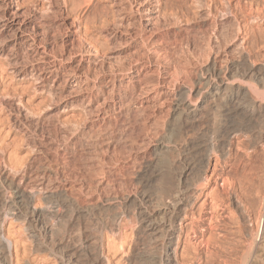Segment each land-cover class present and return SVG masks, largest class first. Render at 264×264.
<instances>
[{
  "label": "rangeland",
  "instance_id": "1",
  "mask_svg": "<svg viewBox=\"0 0 264 264\" xmlns=\"http://www.w3.org/2000/svg\"><path fill=\"white\" fill-rule=\"evenodd\" d=\"M4 1L0 198L12 197L18 183L44 212L41 226L51 228L44 236L39 224L11 213L3 222L2 214L10 261L253 262L264 199V0H13L55 34L61 66L52 75L25 63L26 45L5 25ZM69 33L75 43L65 48ZM208 66L223 76L213 80L235 70L245 94L224 101L191 93L202 105L195 121L171 116L179 86L206 90L198 81ZM164 138L172 147L161 155L156 146ZM230 177L240 178L235 190L225 185ZM179 190L192 202L175 223L171 241L179 234V244L170 259L174 245L144 225L153 212L170 220L158 205ZM238 193L245 206L235 203Z\"/></svg>",
  "mask_w": 264,
  "mask_h": 264
},
{
  "label": "bare ground",
  "instance_id": "2",
  "mask_svg": "<svg viewBox=\"0 0 264 264\" xmlns=\"http://www.w3.org/2000/svg\"><path fill=\"white\" fill-rule=\"evenodd\" d=\"M145 1V0H144ZM5 15L3 18H5L6 20V27L13 29L14 30V37L16 39V41H18L17 43L19 45H26L24 47V55H22L25 59V63H29L31 65V68L33 70L36 71H40L41 73H45V75H52L54 72H56V70L61 66L56 65V61L60 59V57H57L55 54V50L54 48H56L57 45V38L55 36V34H50L47 31H45V27L43 29V23L41 22H37L34 18H32V16H29L27 13H20L18 10L14 9V7H12L11 5L13 4V0H8V2L5 0ZM149 5V4H148ZM3 7V8H4ZM147 7V6H146ZM147 8H144V10ZM150 10V8H149ZM143 11V10H141ZM146 12V11H145ZM151 12V11H149ZM154 12V11H153ZM3 13V12H2ZM150 14V13H149ZM151 15V14H150ZM147 16L148 19L152 22V16ZM3 16V14L1 15V17ZM77 17V16H76ZM2 18V19H3ZM149 22V21H148ZM64 25V23H62ZM73 24V23H72ZM62 26V25H61ZM59 30V29H57ZM59 32V31H58ZM57 32V33H58ZM61 32V31H60ZM70 32V31H69ZM75 33V32H74ZM61 34V33H60ZM66 34V33H65ZM59 35V34H57ZM62 35V34H61ZM60 35V36H61ZM64 35V34H63ZM77 41V40H76ZM63 44L62 46H65V48L68 47V45H73L75 43V36L72 33L67 34L64 38H63ZM60 45V44H59ZM76 45V44H75ZM13 47V46H12ZM23 47V46H22ZM59 47V46H58ZM58 47L56 49H58ZM20 48V47H18ZM61 48V47H60ZM70 48H73V46H71ZM69 48V49H70ZM14 49V47H13ZM64 49V48H63ZM68 49V52H70ZM23 50V49H22ZM61 50V49H60ZM67 50V49H65ZM72 50V49H71ZM12 51V50H11ZM16 51V50H15ZM14 51V52H15ZM57 51V50H56ZM63 52V51H62ZM67 52V51H66ZM67 52V53H68ZM64 53V52H63ZM62 53V54H63ZM66 53V54H67ZM73 53V52H72ZM23 54V53H22ZM65 54V55H66ZM74 54V53H73ZM60 55V54H59ZM64 55V57H65ZM72 54H70L71 56ZM19 56V55H18ZM17 56V57H18ZM67 56V55H66ZM69 56V55H68ZM22 57V59H23ZM22 61V60H21ZM58 62V61H57ZM24 64V63H23ZM229 65V64H228ZM209 68H206L204 72L205 75H203L202 77H200L198 82H202V84L205 86L206 90H203V87H196L195 90L191 91V89H188L185 86H179V88L177 89V91L173 94L174 97H172V99L174 98V101L172 102V110H171V116L173 117H179V118H188L191 117L192 119H196V117H198V113L200 112V110H202V105L200 103H196L193 102L190 98L191 93H194L195 95L198 96V98L200 96H209L212 99H219V98H223L224 99H229V98H235L237 96H239L240 94L244 95L245 92L242 89L243 85L238 82L239 80H237L235 78L234 75V71H230L227 75V77L225 78H217L216 80L211 79L212 75H215L216 77H219V70L216 71V69H211L210 66H208ZM221 70V69H220ZM247 71V70H246ZM253 71V70H252ZM203 72V73H204ZM57 73V72H56ZM223 74V73H222ZM246 74V73H245ZM66 76V75H65ZM221 76V75H220ZM223 77V76H221ZM241 77V76H240ZM239 77V78H240ZM197 81V80H196ZM197 82V83H198ZM196 83V84H197ZM201 84V83H200ZM199 85V84H197ZM202 85V86H203ZM245 87V86H244ZM175 90V89H174ZM248 91V90H247ZM254 91V90H253ZM231 94V97L229 94ZM247 94V93H246ZM249 94V92H248ZM247 94V95H248ZM252 94V93H251ZM228 96V97H226ZM250 96V95H249ZM242 97V96H241ZM254 97V96H253ZM251 98V97H250ZM171 98H168L167 100H169ZM203 99V98H202ZM195 100V99H194ZM210 100V99H209ZM221 100V99H220ZM201 102V100H199ZM208 101V99L206 100ZM225 101V100H224ZM203 102V101H202ZM201 102V103H202ZM169 103V102H168ZM232 103V102H231ZM226 105V104H225ZM233 105V104H232ZM205 106V105H204ZM170 107V106H169ZM204 108V107H203ZM206 108V107H205ZM215 108V107H214ZM220 108V107H219ZM169 109V108H168ZM217 109V107H216ZM222 109V108H221ZM231 109V108H230ZM264 110V108H261ZM206 112V111H205ZM204 112V113H205ZM225 112V111H224ZM202 113V112H201ZM198 115V116H197ZM202 115V114H201ZM263 115V114H262ZM261 115V116H262ZM203 116V115H202ZM201 116V117H202ZM195 117V118H194ZM206 118V117H205ZM209 118V117H208ZM171 119V118H170ZM176 119V118H174ZM190 119V118H189ZM198 119V118H197ZM201 119V118H200ZM207 119V118H206ZM185 120V119H184ZM206 121V120H205ZM173 122V121H171ZM209 122V121H208ZM177 123V122H176ZM177 125V124H176ZM199 125V124H198ZM196 124V126H198ZM193 126V125H192ZM258 128V127H257ZM261 128V127H260ZM264 130V129H263ZM167 138H171V137H167ZM167 138L165 140H162L160 142H158L156 148L158 149L157 151H159V153L162 155V153H165L166 151H168L169 149H171L172 145H171V141L167 140ZM230 140V138H229ZM229 148V147H228ZM160 157V156H159ZM188 170V169H187ZM190 171V170H189ZM187 172V171H185ZM189 173V172H187ZM187 173H185L182 177L187 176ZM226 174V173H225ZM222 176V175H221ZM179 177V176H178ZM229 177V176H228ZM264 177V176H263ZM200 179V178H199ZM222 179V178H221ZM238 179L240 180V178H237L236 182H238ZM249 179V178H248ZM247 179V180H248ZM225 180V185L230 188L231 190H235V187L233 186L234 183H236L235 181H233V179L230 178H226ZM243 181V180H242ZM250 181H252L250 179ZM10 182V181H9ZM13 182V181H12ZM184 182V181H183ZM245 182V181H244ZM248 182V181H247ZM8 183V182H7ZM222 183V182H221ZM242 183V182H241ZM239 183V184H241ZM13 184V183H12ZM11 184V185H12ZM18 184V183H17ZM15 183V185H13V188L15 190H11L14 191V194H12L10 198H0V216L3 214V217L1 218L2 221H5V217L8 215V217L11 215H17L16 217L18 218V216H22L23 220H25L27 222V224L29 223V225L31 226L33 225H40V217L43 215V211L36 208V207H32L30 204V197L28 196L26 198L23 189L20 188L19 185H17ZM251 184V183H250ZM223 185V184H222ZM9 187V185H7ZM176 186V185H175ZM178 186V185H177ZM182 186V185H181ZM187 186V185H186ZM224 186V185H223ZM225 186V187H226ZM241 186V185H240ZM239 186V187H240ZM226 187V188H227ZM245 187V186H244ZM181 188V187H180ZM188 188V187H187ZM195 188V187H194ZM250 188V187H249ZM256 188V187H255ZM185 189V188H184ZM192 189V188H191ZM238 189V188H237ZM262 188H260L261 190ZM6 190V189H5ZM223 190V189H222ZM226 190V189H224ZM241 190V189H240ZM248 188L245 190V194L247 192ZM192 191V190H191ZM218 191V190H217ZM238 191V190H237ZM244 191V190H243ZM254 191V190H252ZM190 192V191H189ZM197 192V190H196ZM221 192V191H220ZM226 192V191H225ZM264 192V191H263ZM9 193V192H8ZM12 193V192H11ZM223 193V191H222ZM234 193H236V191H234ZM255 194V193H254ZM195 195V194H194ZM215 195V194H214ZM227 197H228V192L226 193ZM243 195V194H242ZM263 195V194H262ZM4 196V195H3ZM8 196V195H7ZM168 196V195H167ZM166 196V197H167ZM186 194L185 192H181L179 191H175L174 193H172L169 196V200L167 199L166 203H162L160 205H158V210L160 209H164L169 213V217L170 220H166L167 222H164L162 220L158 221L156 218L158 217H154V212L150 213L146 218L147 221H145L146 225L145 228L146 230L149 232V234L152 236L154 235V238H159L161 239V241L163 242V245L165 246H170L171 244L174 245V250L173 253H167V256H169L170 259H172V257H176V248L178 247L179 244V234L175 237V241H171L172 240V236H174V232H175V223L176 221H178L180 219V216L182 215L181 213L184 212L185 215V211L184 208H186L185 206H187V202H190L187 200V198L185 197ZM221 196V195H220ZM234 196V195H233ZM247 196V195H246ZM258 196V195H257ZM253 197V196H252ZM226 198V197H225ZM245 197H241L238 194H236L235 199L237 202L235 203H239L241 205L245 206V202L244 199ZM165 199V198H164ZM222 200V198H221ZM228 200V199H227ZM29 201V202H28ZM223 201V200H222ZM254 201V200H253ZM192 202V201H191ZM244 202V203H243ZM259 202V201H258ZM262 227L260 228V230L256 233V237L254 238V243H255V247H256V252H255V256L253 259V262H249V264H264V199L262 201ZM30 203V204H29ZM223 203V202H222ZM221 203V204H222ZM234 203V202H233ZM261 203V202H260ZM190 204V203H189ZM227 204V203H226ZM182 206H184V208H182ZM190 206V205H189ZM254 206V205H253ZM188 207V206H187ZM212 207V206H211ZM226 207V206H225ZM247 207V206H246ZM249 207V206H248ZM251 207V206H250ZM249 207V208H250ZM258 207V206H257ZM245 208V207H244ZM253 208V207H252ZM189 209V208H188ZM217 209V208H216ZM211 210V209H210ZM228 210V209H227ZM151 211V210H150ZM165 211V212H166ZM233 211V210H232ZM247 211V210H246ZM159 212V211H158ZM227 212V211H226ZM234 212V211H233ZM11 213V214H10ZM10 214V215H9ZM219 214V213H218ZM212 215V214H211ZM210 215V216H211ZM227 215V214H226ZM235 215V214H234ZM242 215V214H241ZM160 217V216H159ZM164 217V216H163ZM166 217V216H165ZM184 217V216H183ZM216 217V216H215ZM218 217V216H217ZM43 218V217H42ZM227 218V217H226ZM169 219V218H168ZM212 219V217L210 218ZM215 220V219H214ZM213 220V221H214ZM180 221V220H179ZM211 221V220H210ZM224 221V220H223ZM24 222V221H22ZM208 222V221H207ZM224 223V222H223ZM210 224V223H209ZM214 224V223H213ZM1 225V224H0ZM38 225V226H39ZM198 226V225H197ZM210 226V225H209ZM208 226V227H209ZM248 226V225H247ZM36 227V226H34ZM180 227V226H179ZM184 227V226H183ZM191 227V226H190ZM194 227V226H193ZM241 227V226H240ZM243 227V226H242ZM258 227V226H257ZM31 228V227H30ZM40 229H38L40 232L43 233L44 236H47L48 233L51 232V228L50 226H45L44 227H39ZM182 228V227H181ZM210 228V227H209ZM247 229V228H246ZM192 230V229H191ZM195 232V230H194ZM180 233V232H179ZM147 235V234H146ZM146 237V236H145ZM201 237V236H200ZM45 238V237H44ZM204 239V238H203ZM202 239V240H203ZM156 240V239H155ZM199 240V238H198ZM200 239V243L203 242ZM206 240V239H205ZM253 241V240H252ZM161 242V243H162ZM209 242V241H208ZM251 242V241H250ZM160 243V242H159ZM193 243V242H192ZM198 241V244H200ZM205 243V241H204ZM211 243V242H210ZM190 244V243H189ZM251 244V243H250ZM253 244V243H252ZM10 245L11 242L9 241V239L4 236L1 231H0V264H14L13 262L10 261L9 257H10ZM203 245V244H202ZM208 245V244H207ZM211 245V244H210ZM214 246V245H213ZM216 246V245H215ZM254 246V244H253ZM207 247V246H206ZM211 247V246H208ZM212 248V247H211ZM213 249V248H212ZM210 250V249H209ZM210 252V251H209ZM211 253V252H210ZM173 254V256H172ZM206 254V253H205ZM209 254V253H207ZM210 256V255H209ZM164 258V257H163ZM177 258V257H176ZM175 260L173 261H176ZM175 264V262L173 263Z\"/></svg>",
  "mask_w": 264,
  "mask_h": 264
}]
</instances>
